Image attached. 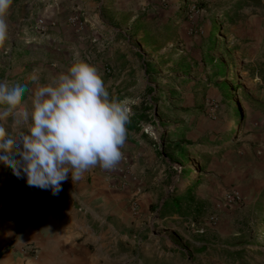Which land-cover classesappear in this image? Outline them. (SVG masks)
<instances>
[{"label": "rangeland", "instance_id": "1", "mask_svg": "<svg viewBox=\"0 0 264 264\" xmlns=\"http://www.w3.org/2000/svg\"><path fill=\"white\" fill-rule=\"evenodd\" d=\"M33 1L8 21L2 15L0 80L20 83L22 102L33 76L47 83L75 59L98 70L112 66L108 75L98 72L105 85L121 81L133 106L148 109L152 140L190 145L182 153L162 150L166 195L179 205L159 202L148 209L149 224L132 222L140 235L126 243L132 252L124 264H264V0L238 8L236 0H112L113 11L109 0H80L86 10L77 15L43 13L54 0ZM177 7L184 24L169 29L162 20ZM110 25L117 35L109 41ZM108 45L116 48L111 61ZM3 123L9 128L11 118ZM197 178L190 200L185 188ZM0 184L13 185L16 196L29 190L3 163ZM246 203L260 207L239 231L236 210ZM163 211L169 218L162 222Z\"/></svg>", "mask_w": 264, "mask_h": 264}, {"label": "crops", "instance_id": "2", "mask_svg": "<svg viewBox=\"0 0 264 264\" xmlns=\"http://www.w3.org/2000/svg\"><path fill=\"white\" fill-rule=\"evenodd\" d=\"M79 1L54 0L53 6H46L43 13L77 15L86 10L79 6ZM91 1L85 0V4ZM109 1L107 9L113 11L117 6ZM248 4L256 5V2L248 1ZM0 5L8 21L15 12L22 14L23 9L30 10L34 1L0 0ZM177 10L178 7L162 20L169 29L180 21L184 24L182 18L176 17ZM121 12L119 5L118 14ZM109 27L114 32L107 36L110 41L116 37L117 30ZM86 28L84 24L80 33H76L80 41L86 38L83 32ZM90 36L94 38L92 33ZM108 47L105 57L111 61L116 48ZM122 52L123 48L119 50ZM110 68L100 66L97 71L108 75ZM120 84L121 81L112 83L108 79L106 85L112 98L124 101L130 108L122 157L114 169L90 168L79 181L72 182L69 178L65 189L55 196L31 190L29 186L28 192L16 196L10 191L13 185L0 184V264H124L132 252L127 250L126 243L140 235L132 230V222L146 219L149 224V207L169 201L160 172L162 161L167 160L162 146L169 144L157 143L152 140V133H144V126H149L144 122L148 109L133 106ZM170 101L174 105L177 100ZM173 109L178 114L181 107L174 105ZM163 214L162 222L169 218L164 211Z\"/></svg>", "mask_w": 264, "mask_h": 264}, {"label": "clouds", "instance_id": "3", "mask_svg": "<svg viewBox=\"0 0 264 264\" xmlns=\"http://www.w3.org/2000/svg\"><path fill=\"white\" fill-rule=\"evenodd\" d=\"M3 11L0 5V40L7 36ZM32 81L25 103L20 83L0 80V163L15 177L55 196L69 178L120 162L130 108L110 96L93 64L75 59L49 82Z\"/></svg>", "mask_w": 264, "mask_h": 264}, {"label": "trees", "instance_id": "4", "mask_svg": "<svg viewBox=\"0 0 264 264\" xmlns=\"http://www.w3.org/2000/svg\"><path fill=\"white\" fill-rule=\"evenodd\" d=\"M244 3H248L245 2V0L239 1L237 2V8L242 6ZM226 15V14H224ZM221 70V75H224V70ZM239 115V112L237 111L235 116L237 117ZM143 118V116L141 117ZM190 145H187L186 143H175L173 145H168V146H162V150L163 151H167V152H178V153H182L185 150V147H189ZM166 159H169V156H165ZM188 177V176H186ZM199 184V179H194L192 182H190V184H188L185 188V193L188 197V199L190 198L191 200V193L192 191L198 186ZM179 200L174 199L173 203L174 205H179ZM190 203V202H189ZM260 206L258 204H254V206H251L249 204H241L239 205L238 209L236 210V226H237V230L242 231L245 228H243V226L247 225L249 222V217L252 214V212L257 208H259ZM178 210H180L179 208H177ZM195 209H198V206L195 207Z\"/></svg>", "mask_w": 264, "mask_h": 264}, {"label": "built area", "instance_id": "5", "mask_svg": "<svg viewBox=\"0 0 264 264\" xmlns=\"http://www.w3.org/2000/svg\"><path fill=\"white\" fill-rule=\"evenodd\" d=\"M143 131H144V133H151L152 129L150 126H144ZM112 169H114V168H112ZM112 169H106V170H112Z\"/></svg>", "mask_w": 264, "mask_h": 264}, {"label": "bare ground", "instance_id": "6", "mask_svg": "<svg viewBox=\"0 0 264 264\" xmlns=\"http://www.w3.org/2000/svg\"><path fill=\"white\" fill-rule=\"evenodd\" d=\"M93 12V11H92ZM93 17L95 18L96 16L95 15H93Z\"/></svg>", "mask_w": 264, "mask_h": 264}]
</instances>
